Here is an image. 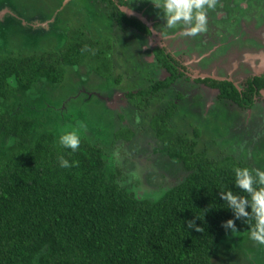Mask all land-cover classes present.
<instances>
[{
  "label": "trees",
  "instance_id": "16d2710c",
  "mask_svg": "<svg viewBox=\"0 0 264 264\" xmlns=\"http://www.w3.org/2000/svg\"><path fill=\"white\" fill-rule=\"evenodd\" d=\"M119 4L124 1L93 0L91 7L86 5L93 33H85L82 27L62 26L58 18L47 27L28 28L27 38L20 36L23 46L17 48V54L11 42L8 46L4 44L8 43L6 30L12 20H0L6 21L0 27V39H3L0 101L16 90L32 97L37 81L60 82L68 67L79 64L109 79L110 51L116 38L102 34L99 31L102 26L109 22L120 29L124 23L148 32L141 21L124 12ZM18 20L13 24H20ZM50 39L54 44L46 48ZM24 48L32 52L22 54ZM170 69L175 76V69ZM10 74L15 76V88L5 83ZM117 81L113 77L108 82ZM253 82L264 86V77L249 79V87L242 92L231 82H221V95L239 107L249 108L253 102L251 95L257 91ZM158 87H166V82H152L136 92L129 90L127 96L142 101L141 96L148 98ZM9 106L12 107L0 103V131L10 135L14 146V149L0 147V264H209L212 254L231 232L221 227L222 221L235 218L219 192L228 188L240 192L232 182L233 166L254 168L251 163L227 154L225 148H218L217 157L209 155L206 148L195 150V140L168 127L172 109L167 107L168 110L150 119L162 143V147L153 150L180 162L186 173L166 187L159 199L153 200L141 198L122 186L117 165L83 134L78 149L72 151L57 143L55 130L43 128L36 132L41 115L59 129L54 122L56 108L55 111L50 107L40 108L42 111L36 113L35 108L20 106L19 101ZM68 125L64 123L60 127L64 129ZM122 129L116 137L130 138L131 130ZM198 132L194 128L196 135ZM29 134L30 139L23 142ZM7 141L10 143V139ZM58 155L77 163L61 168ZM189 220L201 230L188 227ZM235 223L237 230L248 231L243 218ZM218 253L234 257L225 245Z\"/></svg>",
  "mask_w": 264,
  "mask_h": 264
},
{
  "label": "rangeland",
  "instance_id": "374dc122",
  "mask_svg": "<svg viewBox=\"0 0 264 264\" xmlns=\"http://www.w3.org/2000/svg\"><path fill=\"white\" fill-rule=\"evenodd\" d=\"M222 1L219 0L211 12L210 9L207 10V29L204 33L198 34L199 39L201 35L204 38H214V40H217L216 38L221 35L222 39L225 33L231 31L229 23H232L233 27L235 22L236 30H241L239 23L242 22L239 19L244 16V11L241 10L245 5L244 2H240L242 0H232L229 3L232 8L226 9L224 4L226 2ZM59 2L60 0H41L39 9L43 12L46 11L43 6L46 7V15L51 16ZM35 3L38 5V2L33 0H0V20L7 18L12 20L9 25L10 28L6 30L8 43L4 44L8 46L11 42L10 46L15 54H17V48L23 46L20 36L23 35L27 38L29 32L18 23L14 25L13 23L17 19L13 21L14 17L7 13L21 18H28L30 13L27 7L30 4L35 5ZM68 4L66 7L73 8L75 6L76 8L79 6L74 2ZM249 6L247 7L251 9L253 17L250 16L246 30L244 28L243 30H245L247 38H252V42L255 41L256 46L249 48L252 51L247 50L249 44L242 38L237 39L234 37L226 43L218 40L215 46L223 42V47L218 46L215 52L212 53L211 62L215 61L214 64L210 62L199 67L197 63L193 62L189 63L188 66L210 75L228 76L238 86L248 76L263 72L264 48H261L264 47V0H260V3L258 0H250ZM231 10L232 15H230ZM76 16L79 19L83 18L82 12ZM217 18L224 20V24L223 22L219 25L216 24L215 19ZM243 22H247V18L243 19ZM3 24H6V21H0V27ZM114 26L108 22L99 30L102 34H110L113 38H116L110 51L113 67L109 79L100 77L85 65L76 68L68 67L63 80L60 82L49 84L37 81L34 84L33 91L35 93L32 94V97L26 92L22 93L20 90H16L12 96L1 100L0 103L10 108L12 107L9 106L11 103L19 101L20 106L35 108L36 113L41 112L46 107H50L52 110L56 108L54 122L58 124L59 132L55 128V124L43 119L42 115L39 118L40 122L37 125L36 132L46 128L51 131L55 130V134L58 136L62 130L60 127L62 124L73 125L80 121L82 125L78 126L80 135L83 134L86 139L88 138L91 142L100 146L107 153V158L109 156V159L114 161L121 173V176H119L121 185L134 191L141 198L152 199L153 194L162 193L166 187L181 180L186 170L180 162L168 158L164 152L153 150L154 147H162V143L157 136L156 129L151 126L150 119L154 114L163 110V100L150 97L144 103V99L141 97L142 101L135 104L134 99L137 97L134 96L131 101L129 98H124L126 96L125 90L131 88L130 90L135 91L138 87H145V81L141 80L139 83L136 81L140 79L139 76L145 74L144 69L135 67L131 72V63L135 61L134 59L142 62L143 54H139L140 49H138L142 41H140L137 33L132 30L129 31L124 28L120 31ZM160 29L164 30L163 24H161ZM160 29L157 33L162 36L163 43L168 44L170 50L178 49V52L181 53L178 58L185 59L184 63L187 64L192 55L184 52V45L181 42L189 36H183L179 33L176 37L170 38L167 37L168 35H162ZM178 29L176 33L183 31L180 27ZM2 42L3 39H0V46L3 44ZM53 44L54 41L50 39L49 42L46 41L45 46L49 48ZM226 45L227 47L224 48ZM180 48L182 51H180ZM21 52L27 54L32 50L24 48V51ZM203 62L204 60H201L200 64ZM233 66L236 68L235 70ZM115 76H120L121 82L117 85L115 83L112 88L111 83L108 81H113ZM109 89H112V91H109ZM167 91L170 93L169 89ZM203 91L205 93L204 97L201 92L198 94L200 100H202L199 110L195 109L196 103L191 102L195 95L184 93V99L167 121L168 127L176 128L189 139L195 140V150L197 151L206 148L209 155L217 157L218 148H225L228 149L227 154H231L236 160L251 163L254 169H264V107L261 105L262 102L255 103L249 109L239 107L233 102L232 104L226 103V106H223L222 102L215 101L212 106H209L204 100L209 102L208 94L210 93L214 97L216 90ZM261 94V99L264 100L263 90ZM105 96L108 97L104 99ZM136 101L138 102V100ZM40 108L42 110H39ZM220 108L224 109L220 110ZM190 110H193V113ZM122 128L131 130L132 135L130 138L116 137L119 130L123 131ZM194 128L199 129L197 135L194 133ZM224 129H227V131ZM9 136L2 130L0 131V147L4 145L8 149H14L11 144L13 139ZM7 139H10V143L9 141L6 143ZM27 139H30V134L23 138V142ZM235 244L239 246L238 249H236ZM223 245L230 252H233L234 257L232 254L228 256V253H226L225 256L218 253ZM209 264H264V245L249 239L248 231L229 232L223 238L218 250L212 254Z\"/></svg>",
  "mask_w": 264,
  "mask_h": 264
},
{
  "label": "flooded vegetation",
  "instance_id": "af4514ba",
  "mask_svg": "<svg viewBox=\"0 0 264 264\" xmlns=\"http://www.w3.org/2000/svg\"><path fill=\"white\" fill-rule=\"evenodd\" d=\"M34 2L37 1L38 5L35 3V5H29L27 8L29 9L28 12L30 13V15L28 16V18H21L19 16H15L14 14H10L7 13L10 16L16 17V19L18 21H20V24L23 25V27H25L26 29L28 28H33V27H39V26H45L47 27L48 24L51 21H55L58 18L59 23L64 26L65 25H72V26H76V27H82L85 30V33H93L94 31L92 30L94 28H92V20L91 17L89 16L88 12H87V7L86 5L89 7H91L90 3L93 2V0H60L59 3H57V5L55 6L56 8L53 10L51 16H47V8L43 6V8L46 11H40L39 7V2L41 0H33ZM77 1L79 2L77 4ZM124 4H119L120 8L123 10L124 7L126 8H131V11H134L136 14H132V13H127L125 10H123L124 12H126L128 15H133L135 16L139 21H141L148 29V32H142L139 30H136L135 28H133L132 26H127L123 23V25L121 26V28L119 29L120 31H122L124 28L128 29L129 31H133L135 33H137V36H139L140 41H142L139 46L138 49H140L139 54H143L142 55V62H138L136 59H134L135 61H132L133 63H131V72L133 71V69L135 67H140L141 69H144L145 74L142 75L141 77L139 76L138 78H140L139 80L137 79L136 81H145V86L151 84L152 82H159V81H165L166 82V87H158V90L156 92H154L153 95H150L148 98L147 96H141L143 97V102L148 101V99H150V97H157L163 100L164 102V108L163 110H168V108L172 109V115L173 113H175L176 109L178 108L179 103L184 99V93H193L195 95V98L191 101L196 103V110L200 109V103L202 100H200L201 98L199 97V93L201 92V94L205 95L203 90H216V93L214 94V97L211 96V94H208V98L207 101L205 103L209 106H212V104L215 101H219L223 103V106H226V103L228 104H232V100H229L228 98L224 97L221 95V82L227 81V82H231L238 90L239 92H242L244 90H246L249 86H248V80L249 79H253L255 76H262L264 77V71L257 73V74H253L251 76H248L246 79L243 80L242 84L240 86H238L234 80H232L230 77L228 76H215V75H210L207 74L206 72H202L194 67H190L188 66L189 63H197L199 65V67L204 66L208 63L211 62L212 59V53L215 52V50L217 49V47H223L222 43L220 42L218 44V46H215V43L218 42V40H222L225 43L230 41L232 38V29H236V25L234 22V26L232 27V23L230 25V29L231 31L227 32V34H224V37L221 39V35H219L216 39L214 40V38H209L206 37L204 38L202 35L199 36L198 34H202V33H198L196 36H189V37H185L182 40V44L184 45V52L186 54L192 55L194 57H190L191 60H189V62L186 64L184 63L185 59L182 60L180 58H178V55H180L181 53L178 52L177 50H170L169 49V45L163 43L162 40V36L158 35V29L161 28V24L164 23L163 18L161 15H158L159 11L151 2V0H123ZM226 3L225 7L226 9H231V7L229 6L230 2H232V0H223ZM222 1V2H223ZM73 3L76 5H79L78 7L75 8V6L73 8H70L69 6H67L68 3ZM219 2V0H216V4ZM215 4V5H216ZM22 5V4H21ZM69 5V4H68ZM96 5V4H95ZM94 6V5H92ZM69 8V9H68ZM247 9L248 13H251V9L245 8ZM212 9H210L211 12ZM80 12H82V19H79L78 16ZM209 12V14H210ZM208 14V15H209ZM230 15H232V10L230 12ZM76 16V17H75ZM75 17V18H72ZM243 19V17H242ZM241 20V18L239 19V21ZM235 21V19H234ZM216 24H220L221 22H223L224 24V20H221V18H217L215 19ZM60 25V26H61ZM245 26V25H243ZM242 24H240V29L243 32V37L245 39H247V36L245 34V30H243ZM219 27V26H218ZM242 27V28H241ZM161 30V29H160ZM177 30H179L178 28L176 29H167L164 27V30H161L162 35H168L167 37L172 38L173 36L176 37V35H178L180 32L176 33ZM93 31V32H91ZM160 33V34H161ZM218 34V33H216ZM173 37V38H174ZM252 39V38H249ZM153 42L152 44L150 42ZM248 41V40H247ZM228 44V43H227ZM215 47V48H214ZM227 45L224 47L226 48ZM157 49V52L154 53L153 50ZM181 49V48H180ZM182 51V49L180 50ZM194 53V54H193ZM189 55H187L189 57ZM196 55V56H195ZM130 60V59H129ZM204 60V62L202 64H200V61ZM210 60V61H209ZM169 63L170 65L173 66H166V64ZM211 63H215V61L211 62ZM80 65H84V64H79ZM86 66V65H85ZM113 67V65H112ZM170 67L175 69L176 75L173 76ZM76 68V67H73ZM165 73V75H163ZM172 76V79L169 80V78ZM114 78H116L118 81L117 82H110V86H112L116 83L119 84L121 82L120 76H115ZM169 80V81H168ZM253 85L255 86L254 88L257 89L256 93H253L252 96V104L249 108H251L255 103H258L259 101H261V105L262 107H264V100L261 99L262 97V90L264 91V86H257L255 84V82H253ZM140 88V87H138ZM131 88H129L128 90H125V97L124 98H129L127 96V92L130 90ZM170 90V93L167 90ZM109 91H112V89H109ZM134 91V90H132ZM137 90H135L134 92H136ZM87 92V91H86ZM208 93V92H207ZM112 95V93H111ZM110 95V96H111ZM105 96L104 99H106ZM136 97V96H135ZM104 99H102L104 101ZM212 99V100H211ZM136 99H134V103L137 104L139 103L135 101ZM142 100V99H141ZM131 101V99H130ZM234 103V102H233ZM236 104V103H235ZM248 108V109H249ZM224 108H220V110H222ZM162 110V111H163ZM193 113V110H190ZM228 113V111H227ZM264 113V112H263ZM171 115V116H172ZM228 115H230L228 113ZM170 116V117H171ZM125 129V128H124ZM129 130V129H128ZM132 135V134H131ZM184 168V167H183Z\"/></svg>",
  "mask_w": 264,
  "mask_h": 264
},
{
  "label": "clouds",
  "instance_id": "9594fccd",
  "mask_svg": "<svg viewBox=\"0 0 264 264\" xmlns=\"http://www.w3.org/2000/svg\"><path fill=\"white\" fill-rule=\"evenodd\" d=\"M152 4L160 10L158 15L163 18V26L167 29L182 28L180 35L196 36L207 29V10L215 7L216 0H151ZM131 13V8L127 9ZM10 88L16 87L14 74L5 78ZM76 124L68 125L62 129L57 137V143L62 148L76 151L80 145L81 135ZM58 165L61 168L75 166L76 161H69L64 155H58ZM233 184L240 190L234 192L229 188L219 192L224 205L231 211L233 218L221 222V227L232 233L237 232L235 220L243 218L248 227V238L260 245H264V169H250L247 166H233ZM243 193V194H241ZM162 193L153 194L152 199H159ZM190 228L197 231L201 227L193 221H187Z\"/></svg>",
  "mask_w": 264,
  "mask_h": 264
},
{
  "label": "water",
  "instance_id": "95a60500",
  "mask_svg": "<svg viewBox=\"0 0 264 264\" xmlns=\"http://www.w3.org/2000/svg\"><path fill=\"white\" fill-rule=\"evenodd\" d=\"M234 1V0H233ZM259 1V3H260V0H258ZM240 2H244V7L241 9V10H243L244 11V16H243V19H245V18H247V22H243V19H241L240 21L242 22V23H239V24H242V26L243 25H245V26H243L244 27V29L246 30V26H247V24L249 23V19L251 18V17H253L252 15V13H248L247 11V9H245V8H248L247 6H249V2H250V0H242V1H240ZM250 7V6H249ZM128 8H126V7H124L123 8V10H125L127 13H129V11L127 10ZM248 9H250V8H248ZM131 13L132 14H138V13H135L134 11H131ZM251 16V17H250ZM242 28V27H241ZM234 37L235 38H237V39H240V38H242V40H244V41H246L248 44H249V47H248V51H252L251 49H249L251 46H256L255 45V41L254 42H252L253 41V39H249V38H247V39H245L244 37H243V32L241 31V30H236V29H232V39H234ZM248 40V41H247ZM264 47H262L261 49H263ZM259 49H260V47H259ZM258 49V52L261 50H259ZM246 53V52H245ZM244 56H245V54H244ZM243 58H245V57H243ZM233 69L235 70L236 68L233 66Z\"/></svg>",
  "mask_w": 264,
  "mask_h": 264
}]
</instances>
